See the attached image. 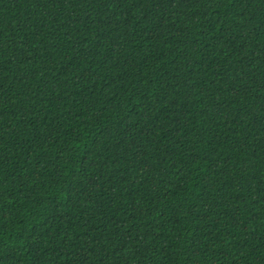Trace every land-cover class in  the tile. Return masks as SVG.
Listing matches in <instances>:
<instances>
[{
	"label": "trees",
	"instance_id": "16d2710c",
	"mask_svg": "<svg viewBox=\"0 0 264 264\" xmlns=\"http://www.w3.org/2000/svg\"><path fill=\"white\" fill-rule=\"evenodd\" d=\"M0 264H264V0H0Z\"/></svg>",
	"mask_w": 264,
	"mask_h": 264
}]
</instances>
